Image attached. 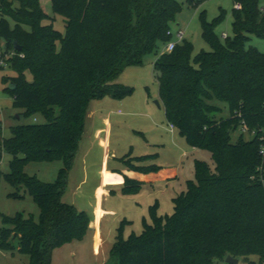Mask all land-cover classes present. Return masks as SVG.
Here are the masks:
<instances>
[{"label":"trees","instance_id":"trees-1","mask_svg":"<svg viewBox=\"0 0 264 264\" xmlns=\"http://www.w3.org/2000/svg\"><path fill=\"white\" fill-rule=\"evenodd\" d=\"M202 1L189 0L195 6ZM233 1L241 5L233 10V40L227 37L222 45L214 31L219 19L204 21L202 36L211 51L194 56L193 43L183 40L154 63L167 121L189 145L210 152L214 167L196 160L195 180L173 198V214L159 215L158 203L151 206L152 222L144 221L141 235L124 239L123 221L113 249L117 264H218L228 255L256 256L260 264L264 259V53L245 47L250 35L264 37V8L260 0ZM51 5L65 18V34L44 23L51 18L40 0H0L2 56L10 55L7 64L16 73L3 78L4 90L24 120L38 114L46 119L12 127L8 139L0 119V163L4 152L13 157L10 173L0 171V178L23 185L40 208L39 222L24 214L3 218L0 249L17 248L30 256V264H52L55 249L84 240L90 218L63 197L90 103L131 95L133 88L117 79L171 41L170 24L182 11L180 0H51ZM217 102L228 105L227 118L217 116L222 113ZM243 122L252 138L232 141ZM157 158L127 154L122 162L149 174L161 169L146 165ZM54 160L63 162L55 183L24 172L31 161ZM124 177L123 193H138L143 183Z\"/></svg>","mask_w":264,"mask_h":264},{"label":"rangeland","instance_id":"rangeland-1","mask_svg":"<svg viewBox=\"0 0 264 264\" xmlns=\"http://www.w3.org/2000/svg\"><path fill=\"white\" fill-rule=\"evenodd\" d=\"M197 2L198 0H193ZM44 12L51 18L45 24L52 23L54 28L65 34L66 21L60 15H55L52 11L51 0H40ZM182 5L181 13L170 24L172 38L171 41L178 43V33H183L184 40L193 43L194 56L201 51H211L212 47L202 36V23H214L215 34L219 37L222 45H226L224 38L226 34L230 41L234 39L233 32V10L235 3L233 0H204L199 5H192L189 0H180ZM260 8H264V0L259 1ZM240 10V9H238ZM166 44H159L156 51L144 58L142 64H134L127 67L117 79L118 84L133 88V93L125 98L116 99V102L124 103L125 108L117 107L116 112L122 111L118 115L112 113L114 119L112 126L108 127L101 121L94 122L90 113L99 100L90 103L85 132L87 133L83 143L79 146V156L76 166L73 165L69 177L68 186L63 197V201L74 205L78 210L85 211L90 222L105 213L104 229L107 243L105 248L94 246L93 238L89 231L82 242L74 241L61 248H57L52 253V264H117V256L113 249L116 244L118 229L124 223L123 238L130 235H141L144 229V221L151 223L150 207L158 203L159 215H171L174 212L173 198L187 191L188 182L195 180V161L201 160L214 167V162L210 152L194 148L183 138L182 143L170 141V137H180L178 132H172L170 124L165 118L164 107L159 108L156 102L161 103L159 96V84L154 72V63L165 51ZM246 49L256 48L264 53V37L250 35L246 43ZM5 50V42H0V54ZM16 73L8 66L0 68V119L2 121V133L4 138L12 136L11 128L19 124H45L46 119L42 115H32L26 120L18 119L22 116V111L13 107V98L5 92L4 77H14ZM27 79L32 81V75L26 73ZM144 104L149 105L152 116L144 117L139 115L128 116L129 108L135 112H141ZM222 108V113L218 117L227 118L229 108L226 103L217 102ZM131 109V110H132ZM151 118V119H150ZM110 128V131L108 130ZM106 130L108 135L106 137ZM96 133L97 145L93 153L89 156L88 165L85 164L88 147L92 144L90 134ZM110 132V135H109ZM101 134V135H100ZM243 137L248 140L252 136L243 133L240 129L233 136L232 141L236 142ZM165 140V141H163ZM153 145H160L158 164L161 170L167 175L165 179L143 183L140 191L136 194L126 195L122 186H108V194L102 191L103 188V161H105V151L110 149L116 152L115 159L108 160L107 166L110 171L121 169L122 158L130 154L132 157L153 154L157 148ZM109 146V147H107ZM78 154V153H77ZM77 157V155H76ZM118 158V159H117ZM13 157L3 153L0 163L2 173H10V162ZM76 160V158H75ZM75 162V161H74ZM63 162L60 160L29 162L24 172L31 177H36L43 183H55L58 179ZM113 172V171H112ZM117 178V171L113 172ZM23 185L13 187L6 182L4 177L0 178V229L3 228L4 217H14L17 214H24L25 217L32 216L35 222L40 220V208L34 198L25 192ZM12 194H19L22 198L12 197ZM113 226L111 235L109 228ZM231 256V255H228ZM227 256V257H228ZM238 264H260L259 257L234 258ZM218 262V264H225ZM0 264H30V256L20 253L17 248L13 251L0 249ZM261 264H264V259Z\"/></svg>","mask_w":264,"mask_h":264},{"label":"crops","instance_id":"crops-1","mask_svg":"<svg viewBox=\"0 0 264 264\" xmlns=\"http://www.w3.org/2000/svg\"><path fill=\"white\" fill-rule=\"evenodd\" d=\"M115 100L116 99L107 97V98L99 100L97 103H95V106L93 107V110L90 113V116L93 118V121L94 122L101 121L102 123H104L108 127L112 126V123L114 121V119L112 117L113 116L112 113H115V114H118V115L123 114L122 111L116 112V110H115V109H117V107L121 106L120 104H123L122 106L125 108L124 103H119V102H116ZM160 101H161V99H160ZM161 105H163L162 101L160 103V108H161ZM163 107H164V105H163ZM129 109H130L129 112H127L128 116L139 115V116H144V117H150V115L152 116V114H153L151 109H150V107H149V105H147V104H144L143 110H140L141 112H139V113L137 111L135 112L132 108H129ZM164 112H165V108H164ZM165 118H166V114H165ZM170 128H171V126H170ZM108 130L110 131V128ZM85 131H84V135H83L82 141L80 142V145H81V143H83V141L85 139V136L87 134ZM171 131L174 133V132L177 131V129L176 128L175 129H171ZM106 133H107L106 134V137H107V135H108V131L107 130H106ZM178 134H179V132H178ZM109 135H110V132H109ZM95 136H96V133L92 131V133L90 134V140L92 141V144L88 147V149H86V151H87V158L85 159V164L86 165H88L89 160L92 159V158L89 159V156L93 153V150L95 149V147L97 145V142H95L96 141ZM179 136H180V134H179ZM179 138H183V137H181V136L180 137L173 136V137H170L169 140L170 141H174L176 143L178 142V143L181 144L182 143V139H179ZM183 139H185V138H183ZM163 141H165V140H163ZM107 147H109V146H107ZM153 147L157 148L155 153L141 155V156H136V157H142V156L157 154L158 158H159V155H160L159 154V150H160L161 146L160 145H153ZM79 150H81V149L79 148ZM105 154H106L105 155V161H103V166H105V168H104V171H103V188H102V191H104L106 194H108L109 192L107 191L108 188H105V186L106 185H108V186H110V185L111 186H113V185H115V186H123V184L125 182V177L124 176H127L130 179H134V180L139 181L141 183L154 182V181H158L160 179H165L167 177V175L164 174L163 171H160L161 169L158 172H152V173H149V174H143V173H140V172L128 170L127 168H125V166L123 165V162H122L121 169H117L116 168V169L112 170L113 172L117 171L119 173L117 175V178H115L114 181H109V176L110 175H115V174L112 171H110L109 167L107 166L108 165L107 164V159L108 160L115 159L116 152L108 149L107 153L105 151ZM78 156H79V151H78L76 160L74 162V166H76V164H77ZM158 158H157V160H155L153 162H148L146 165L156 164V165L160 166L158 164ZM160 168H161V166H160ZM100 211L102 212V215L99 216L97 219H94L92 222H90V225H89L90 231H89V233H90L91 237L93 238L94 246L96 247V245H98L99 248L102 249V247L105 248V245H106L107 241L104 238V236H105V229H104L105 213L103 212V210H100ZM113 226H114V224H112V226H110V228H109V233H108L109 235H111V232L113 230L112 229Z\"/></svg>","mask_w":264,"mask_h":264},{"label":"built area","instance_id":"built-area-1","mask_svg":"<svg viewBox=\"0 0 264 264\" xmlns=\"http://www.w3.org/2000/svg\"><path fill=\"white\" fill-rule=\"evenodd\" d=\"M235 8L236 9H241V5L240 4H235ZM169 34H171V32H169ZM178 43H174V42H172V41H170L167 45H166V47H165V51L163 52V54L164 53H171V52H173L174 50H175V48H176V46L179 44V43H181L183 40H184V38H183V33L180 31L179 33H178ZM224 38L226 39L227 38V35L225 34L224 35ZM10 56V55H9ZM9 56H2V53L0 54V68H2V67H4V66H8V64H7V59H8V57ZM176 127L173 125V124H171V129H175ZM240 130L243 132V133H247V134H249L250 132H249V129H248V127H247V125L243 122L242 123V125H241V127H240ZM261 154H264V147L262 148V150H261Z\"/></svg>","mask_w":264,"mask_h":264},{"label":"water","instance_id":"water-1","mask_svg":"<svg viewBox=\"0 0 264 264\" xmlns=\"http://www.w3.org/2000/svg\"><path fill=\"white\" fill-rule=\"evenodd\" d=\"M16 49H17L18 51L21 50V48L18 47L17 45H16ZM10 89H14V86H13L12 84L10 85ZM156 104H157V106L160 108V103H159V102H156ZM18 119H20V120H24V117H23V116H18ZM226 264H238V260H237V259H234L232 256H228V257L226 258Z\"/></svg>","mask_w":264,"mask_h":264}]
</instances>
